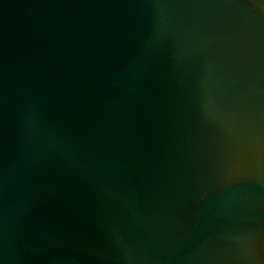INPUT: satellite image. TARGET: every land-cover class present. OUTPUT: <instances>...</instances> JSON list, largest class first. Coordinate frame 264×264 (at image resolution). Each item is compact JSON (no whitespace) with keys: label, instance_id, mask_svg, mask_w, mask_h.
I'll use <instances>...</instances> for the list:
<instances>
[{"label":"water","instance_id":"1","mask_svg":"<svg viewBox=\"0 0 264 264\" xmlns=\"http://www.w3.org/2000/svg\"><path fill=\"white\" fill-rule=\"evenodd\" d=\"M0 264H264V0H0Z\"/></svg>","mask_w":264,"mask_h":264}]
</instances>
